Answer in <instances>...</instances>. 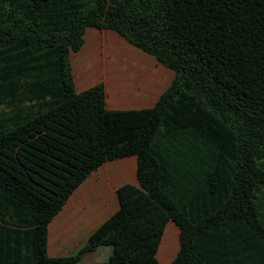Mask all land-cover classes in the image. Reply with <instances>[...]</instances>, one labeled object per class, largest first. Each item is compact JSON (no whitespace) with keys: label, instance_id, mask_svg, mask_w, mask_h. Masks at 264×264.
Returning a JSON list of instances; mask_svg holds the SVG:
<instances>
[{"label":"trees","instance_id":"16d2710c","mask_svg":"<svg viewBox=\"0 0 264 264\" xmlns=\"http://www.w3.org/2000/svg\"><path fill=\"white\" fill-rule=\"evenodd\" d=\"M87 28L173 72L151 108L107 110L102 83L74 91ZM0 107V264H78L99 247L103 264L167 263L169 221L170 264H264V0H0ZM127 156L137 185L116 190L119 209L50 257L73 191Z\"/></svg>","mask_w":264,"mask_h":264},{"label":"crops","instance_id":"0c3cea01","mask_svg":"<svg viewBox=\"0 0 264 264\" xmlns=\"http://www.w3.org/2000/svg\"><path fill=\"white\" fill-rule=\"evenodd\" d=\"M70 62L74 91L80 93L102 83L104 105L110 111L151 108L173 79L172 71L129 45L116 32L105 29L87 28L83 44L70 55ZM125 184L137 185L135 156L106 161L88 174L53 219L64 224L71 219L76 229L73 236L86 243L89 235L119 209L116 190ZM167 226L174 250L167 263L160 259L163 264H170L178 250V229L170 221L165 229ZM49 229L48 225V254ZM64 256L69 255L50 257Z\"/></svg>","mask_w":264,"mask_h":264},{"label":"rangeland","instance_id":"374dc122","mask_svg":"<svg viewBox=\"0 0 264 264\" xmlns=\"http://www.w3.org/2000/svg\"><path fill=\"white\" fill-rule=\"evenodd\" d=\"M0 110L4 109L0 107ZM49 228H51V230L49 229V256L73 255L85 243V241L78 242V238L73 236L76 229H74L71 219L66 224L61 223L58 219H52ZM70 251L73 252L69 253ZM110 253V247H100L94 253L84 254L78 264H103ZM157 260L163 264L158 258Z\"/></svg>","mask_w":264,"mask_h":264}]
</instances>
